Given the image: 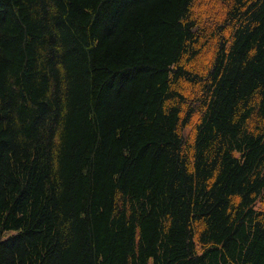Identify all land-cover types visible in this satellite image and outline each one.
Returning a JSON list of instances; mask_svg holds the SVG:
<instances>
[{"label": "trees", "instance_id": "1", "mask_svg": "<svg viewBox=\"0 0 264 264\" xmlns=\"http://www.w3.org/2000/svg\"><path fill=\"white\" fill-rule=\"evenodd\" d=\"M0 264H264V0H0Z\"/></svg>", "mask_w": 264, "mask_h": 264}]
</instances>
